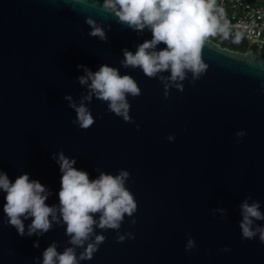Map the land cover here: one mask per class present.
<instances>
[{
  "label": "water",
  "instance_id": "1",
  "mask_svg": "<svg viewBox=\"0 0 264 264\" xmlns=\"http://www.w3.org/2000/svg\"><path fill=\"white\" fill-rule=\"evenodd\" d=\"M102 2L0 0V171L12 182L25 173L39 181L51 193L49 206L59 204L62 173L53 156L60 151L90 179L129 172L125 186L137 210L119 234L134 238L117 242L116 230L97 228L106 239L80 264H264V243L243 239L239 228L246 197L264 213V44L209 38L206 73L194 84L189 73L183 92L172 88L165 98L158 78L121 65L123 50L135 53L151 32L117 23ZM86 17L103 27L106 42L89 35ZM77 65L92 72L108 65L134 78L141 89L128 97L134 123L95 95L84 101L95 123L87 130L72 123L76 113L65 97L79 105L88 94ZM5 195L0 191V264H36L52 242L60 252L70 246L62 224L20 236L3 213ZM30 223L24 220L25 232ZM188 237L196 247L186 252Z\"/></svg>",
  "mask_w": 264,
  "mask_h": 264
},
{
  "label": "clouds",
  "instance_id": "2",
  "mask_svg": "<svg viewBox=\"0 0 264 264\" xmlns=\"http://www.w3.org/2000/svg\"><path fill=\"white\" fill-rule=\"evenodd\" d=\"M100 7L104 13L114 16L117 23L137 33L151 32V39L139 44L135 53L123 50L121 65L139 68L148 78H158L164 86L165 98L172 88L183 92L182 82L188 79L189 73L190 84L206 73L208 65L203 61L202 50L209 38L222 36L228 39L230 36V26L222 22L224 10L218 7L217 0H103ZM85 23L91 28L90 36L106 42L105 31L97 21L86 17ZM235 40H240V33L236 34ZM161 44L164 47L158 48ZM77 67L84 68L85 74L78 77V82L87 86L88 94L82 97L79 105L72 101L71 96L65 97L76 113L73 124L87 130L95 123L84 103H91L93 95L107 103L109 112L126 123H134L129 115L131 105L128 97L141 95L134 78L121 75L117 68L108 65H101L95 72L83 65ZM164 72L170 74L158 75ZM139 127L137 124V130ZM235 135L239 141L246 133L241 130ZM167 140L173 141L174 134L167 136ZM53 159L62 173L58 206L46 203L51 193L39 181L31 180L28 174H21L12 182L6 173L0 171V191L6 194L3 213L8 225L14 227L20 236L39 237L48 233L54 224L66 226L65 235L69 237L70 246L60 252L57 243L52 242L43 251L42 261L34 257L36 264H80L91 260L106 239L96 233L97 228L116 230L117 242H123L126 237L134 238L132 233L119 234L125 216L132 217L137 210L135 198L125 186L130 178L128 171L121 169L116 175L101 172L98 178L90 179L86 171L74 167L75 159L66 157L63 151L54 154ZM260 208V202L250 196L241 202L239 228L243 239L252 240L258 236L264 243V226L255 223L264 220ZM29 218L31 223L25 232L24 220ZM130 223L135 225V219ZM33 246L39 247L38 241ZM195 247L194 240L188 237L185 251ZM77 249H82L78 255Z\"/></svg>",
  "mask_w": 264,
  "mask_h": 264
},
{
  "label": "built area",
  "instance_id": "3",
  "mask_svg": "<svg viewBox=\"0 0 264 264\" xmlns=\"http://www.w3.org/2000/svg\"><path fill=\"white\" fill-rule=\"evenodd\" d=\"M217 5L224 10L222 22L234 35L264 44V0H217Z\"/></svg>",
  "mask_w": 264,
  "mask_h": 264
},
{
  "label": "trees",
  "instance_id": "4",
  "mask_svg": "<svg viewBox=\"0 0 264 264\" xmlns=\"http://www.w3.org/2000/svg\"><path fill=\"white\" fill-rule=\"evenodd\" d=\"M230 34H231V35H234L231 31H230ZM235 36H236V35H235ZM241 39H242V38H241Z\"/></svg>",
  "mask_w": 264,
  "mask_h": 264
}]
</instances>
